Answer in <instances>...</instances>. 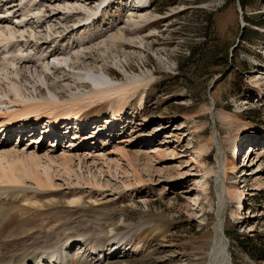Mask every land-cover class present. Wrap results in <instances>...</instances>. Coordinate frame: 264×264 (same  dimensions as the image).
I'll list each match as a JSON object with an SVG mask.
<instances>
[{
	"label": "rangeland",
	"instance_id": "1",
	"mask_svg": "<svg viewBox=\"0 0 264 264\" xmlns=\"http://www.w3.org/2000/svg\"><path fill=\"white\" fill-rule=\"evenodd\" d=\"M101 1L71 3L95 9ZM137 1L109 0L94 23L57 41L24 46L51 34V24L75 28L86 19L83 13L62 19L57 8L40 27L27 22L42 17L48 2L0 0L1 28L24 36L17 39L22 47L13 43L15 49L27 60L39 58L36 65L14 66L25 94L47 95L44 86L56 83L60 101L80 96L92 86L77 79L101 67L111 81L129 86L121 103L113 96L75 105L79 118L60 139L41 134L54 131L44 115L21 134L0 131V153L36 159L25 164L36 178L21 169L20 182H0V246L36 241L49 232L64 240L72 233L83 243L61 251L67 264H204L221 204L232 263L264 264V0H149L136 12ZM243 1L251 5L243 7ZM131 14L154 21L125 35L128 44L114 45L110 36L131 27ZM12 18L22 22L15 25ZM100 31L106 33L87 42ZM205 37L207 44L188 60L189 48ZM1 45L0 58L9 57ZM224 51L228 58L221 66L216 62ZM43 62L50 69L40 88ZM0 77V99L6 101L11 93ZM113 109L115 127L109 123ZM70 140L77 145L67 147ZM224 172L230 194L223 189L219 197L215 181Z\"/></svg>",
	"mask_w": 264,
	"mask_h": 264
},
{
	"label": "bare ground",
	"instance_id": "2",
	"mask_svg": "<svg viewBox=\"0 0 264 264\" xmlns=\"http://www.w3.org/2000/svg\"><path fill=\"white\" fill-rule=\"evenodd\" d=\"M30 1H32V0H30ZM40 1L48 2L49 8H46V10L42 11V13L44 12L42 17H40L36 21H34L33 18L30 17L28 19L27 24L30 21L32 23H37V24L40 23V27L43 24H45V25L48 24L50 19L52 17L56 16L55 11L57 8H61L63 10L62 14L64 16H62V19L69 20V19L73 18L74 16L83 13V16L86 19V21L83 24L80 23V25L75 27V28H71L69 26H65V27L58 26L57 27L58 23H55L54 25L51 24L52 26L50 28H48L49 30L51 29V34H49L43 38L40 37L39 39H42V40L36 41V42H33L32 40H29V39L27 42V40L25 39L26 42H24V46L28 45L27 43H31V45H37L38 42H40V45H41V44H44L47 39H52V40H56L57 38L63 39L67 35L71 34L74 30H78L79 27H84V26H87L89 24L94 23L96 20H98L101 17L100 13H102L104 11V8L107 7V4L109 2V0H107V1L102 0L101 4L98 6V8L91 9V8L87 7L85 4H82V5L81 4L80 5L72 4L71 3L72 0H40ZM91 1H93V0H90V2ZM50 2H52V3H50ZM137 2L140 4L135 5L132 9V10L136 9V12L140 11V10H138L140 8L148 7V2H146V0H143V1L138 0ZM38 5H39V3H38ZM52 7H54V8H52ZM11 11H6V12L8 14V12H11ZM132 13H134V12H132ZM58 14H61V11H59ZM13 15H16V14L13 13ZM132 15L133 14L130 15L129 20H128V22H129L128 25L131 27H127V29H124L122 27L123 28V29L121 28L122 30H118L116 34H113L112 36H110L111 41L114 43V45L118 44V45L122 46L124 44H128L127 43L128 40H126L125 35H127L129 33H137V30L141 29L142 27L151 25L152 21H154V19L150 18L151 15L137 14L135 17H132ZM22 16H26V15L22 14ZM13 18H15V17H13ZM4 19L6 20L7 18H4ZM21 19H23V18H21ZM16 20L15 19L10 20V23L15 24ZM21 22H22V20L18 21V23H21ZM67 22H65V23H67ZM75 24H77V23H75ZM13 29H14V27H13ZM16 32H18V30L15 31V30H12L9 28L4 29V28H1V26H0V43H3V45H1V46L4 49V51H2V52L4 53L7 51V53L10 54L9 57H5V58L1 57L0 58V76H2L6 82V85L8 87V89H6V90H10V93H11V96L8 98V100L4 101V99L3 100L0 99V119L4 120V124L0 123L1 133L5 132L7 130V128L9 127V125L15 123V124H17L16 127L19 128V130L16 131L17 134H21L26 129L31 128L29 123H31L32 121L39 122L40 117L42 115H44V117L48 118V120L50 122L49 124L54 129L53 132L52 131L49 132L47 129H44L43 131H41V134H44V135L46 134L45 136L47 137L51 133H57L55 128L59 127L58 125L60 122L67 121L66 124H69L72 121V119L79 118L78 109H75L76 111H78V112H75L73 110V107L75 105L77 106L80 102H84V103L89 102L90 103L91 101H94V100L108 99V98H111L114 96L115 97L114 103H121L124 96L126 94H128V89H129V88H127L128 84L123 83V82L111 81V79L108 76V70L105 67H103V68L101 67V71L99 70V73H97V74L88 75L85 73L86 74L85 76H82L79 79H77L79 81H80V79H81V81L82 80L85 81V79H88V80H90L91 86H92L88 92L83 93L80 96H71L70 98H68L66 100L60 101L58 99V97L56 96V93H55L56 91H54V89L52 88L54 86L57 87L56 83H54V85L52 87L49 85L44 86V89L46 90L47 95L41 94V93L35 94V96L33 95L34 93L33 94L32 93L25 94L21 90V87L19 86L20 83L17 82L18 81L17 79L21 78L20 75H22V74H20L18 76L16 73V68H14V66H16L17 63H20V62L24 63L25 61L28 63L30 62L32 64H35L36 60L37 59L39 60V58L37 57L36 60H34V59L27 60L22 55L20 49L19 50L15 49L14 44L16 45V43L18 42L17 47H19L20 43L22 41V40L19 41L17 39L24 37L22 34L20 35V33L17 34ZM105 33H106V31H100V33L98 35L91 37L87 42L92 43L95 40H98ZM52 35H55V36L53 37ZM78 42H81V41L78 40L74 43L76 44ZM101 43L103 44V42H101ZM11 44H13V45L8 47ZM22 46H20V47H22ZM7 47H8V49H7ZM55 50L56 49L48 50L47 52L49 53V56L48 55L47 56L48 57L53 56ZM18 51L20 54H18ZM15 52H17L16 53L17 55L14 56ZM87 52L88 51H86V55H84V56H86V57L89 56V58H87V59L93 60L94 58L91 56L92 53L88 52V54H87ZM63 55H64V53L63 54L61 52L59 53V56H63ZM84 56L82 55V57H84ZM77 57H79V56L76 55L73 58H77ZM40 59H42V57ZM42 64H43V66H39L40 68L43 69L41 72L43 77L41 79H38V82L40 83L39 84L40 88L42 87V85L45 84L46 78L48 79L49 75H48L47 70L50 69V67L48 66V62H45V63L43 62ZM35 65H34V67H36ZM8 67L10 68V71H8V69H9ZM23 75H24V73H23ZM23 78H25V77H23ZM27 80H29V79H27ZM28 82H30V81H28ZM134 82H138V80L134 79ZM24 83H25V81H24ZM57 89L60 90L61 88L58 87ZM4 95H7V94H4ZM115 112H116V110L113 109L112 110V118L116 119ZM87 124H88V126H91V123L88 122ZM62 125H63V123H62ZM115 126L116 125H114V124L112 125V127H115ZM96 129H97V127L93 128L94 132ZM12 133H14V129H10L6 132V134L9 136ZM68 133L69 132L63 131L61 136H63V134L68 136L67 135ZM61 136L56 135L55 138L60 139ZM33 143H35V142H33ZM66 143H69L68 145H66L69 148L77 145V144H75L76 141H72V140L67 141ZM150 153H153V151L148 152V154H150ZM221 153H222V151L220 149H218L217 150V159H221V155H222ZM148 154H145V158H148ZM124 156L127 160L131 159L129 157L130 156L129 154H125ZM33 157H35V156H33ZM33 157L31 154H29V155L23 154V153L12 154L11 152H8V151L0 153V182H20L21 179H19V177L16 174L21 169L23 171H27V174H31L34 178H36V175L34 174V172H32L33 170L32 171H31V169L27 170V168L25 167V164L30 162L33 159ZM60 157L62 159H64L65 161H68L67 157L64 156V154L60 155ZM34 159H33V161H34ZM48 159L50 161H52L51 157H48ZM226 179H227L226 173L224 172V173L220 174L215 181L216 186L219 190V193H218L219 197L222 196V190L223 189L225 190L226 193H228V195L230 194L229 189L224 184L226 182ZM38 182H40L39 184L43 183V181H41V180ZM45 182L50 184V179L47 178L45 180ZM220 208H221V204L218 205V210L216 212V223H215V226L213 228L215 236L213 237L212 247H211V250L206 253L204 264H233L232 259H231V254L229 252V244H228V251H227L229 254V257H227L225 254L226 243H225L224 237L222 235L223 224H222V219L220 217ZM71 234L72 233H69L68 235H66L64 237L65 238L64 240L59 239L57 234L49 232V233H46L42 239H38L36 241H29V239L27 238L29 242H26L25 244H21V245L19 243L7 244V242H6L4 246H2L3 244L0 246V264H48V263H45V260L42 258L46 254H50L53 258L55 256V259H53V260H55L57 262V264H67V259L63 261V259H59L60 257L57 259V256H61V254L63 253V252L61 253L62 250L63 251L68 250V249L74 247L75 244L83 243L80 238L76 237L78 234L75 235L74 237H71L70 236ZM24 237H29V235H25ZM17 239L19 240L20 238H17ZM113 252H115V251H113ZM112 255H113V253H112ZM53 260L49 258L46 260V262L53 261Z\"/></svg>",
	"mask_w": 264,
	"mask_h": 264
},
{
	"label": "trees",
	"instance_id": "3",
	"mask_svg": "<svg viewBox=\"0 0 264 264\" xmlns=\"http://www.w3.org/2000/svg\"><path fill=\"white\" fill-rule=\"evenodd\" d=\"M245 5H251V3L250 2H248V1H243V7L245 6ZM210 15H211V13H207L206 14V19H207V27H208V22H209V20H210ZM253 26H254V24H252ZM208 28H206V30H207ZM203 42L202 43H198L197 45H195V46H193V47H190L189 48V58H188V60H192V59H194V57H195V55L196 54H199V52H200V47L201 46H204V45H206L207 44V42H208V40H207V38L205 37V38H203ZM217 55V54H216ZM227 58H228V56H227V53L224 51V52H222V53H220V55H219V58H218V60H219V62L220 63H217L216 62V64H220L221 66H225V64L227 63ZM253 250H255V249H253Z\"/></svg>",
	"mask_w": 264,
	"mask_h": 264
},
{
	"label": "water",
	"instance_id": "4",
	"mask_svg": "<svg viewBox=\"0 0 264 264\" xmlns=\"http://www.w3.org/2000/svg\"><path fill=\"white\" fill-rule=\"evenodd\" d=\"M222 235H223L224 240H225V243H226V246H225V254H226L227 257H229V254H228V252H227V251H228L229 240H228V238L226 237V235H225L224 232H222Z\"/></svg>",
	"mask_w": 264,
	"mask_h": 264
}]
</instances>
